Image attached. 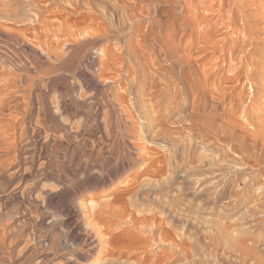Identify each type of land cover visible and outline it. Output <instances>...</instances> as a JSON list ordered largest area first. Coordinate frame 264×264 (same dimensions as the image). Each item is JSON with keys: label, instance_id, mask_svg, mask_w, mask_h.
Here are the masks:
<instances>
[{"label": "rangeland", "instance_id": "obj_1", "mask_svg": "<svg viewBox=\"0 0 264 264\" xmlns=\"http://www.w3.org/2000/svg\"><path fill=\"white\" fill-rule=\"evenodd\" d=\"M29 1L0 0V264H264V85L227 58L264 82V0L203 35L174 2L153 31V0Z\"/></svg>", "mask_w": 264, "mask_h": 264}, {"label": "bare ground", "instance_id": "obj_2", "mask_svg": "<svg viewBox=\"0 0 264 264\" xmlns=\"http://www.w3.org/2000/svg\"><path fill=\"white\" fill-rule=\"evenodd\" d=\"M32 2L34 0H31ZM29 1V2H31ZM154 3L156 4H159L160 2L163 3L162 5H158L156 6L155 11H154V19L152 21H150V28L151 30L155 31L156 28L160 25L163 24V15L161 14V11L164 9V6H167V4L169 3H173L174 2V7L176 9H178L179 11L182 10V11H178L180 14L182 13L183 15H180V16H177L176 17V20H179V19H182L183 18V25L181 26L182 29L184 28H191L193 30H195L196 32H200L201 34L202 33H208L209 32V29L208 26L207 28H205V24L204 22L206 20H208V22L210 23L211 21L214 20V23L217 24L218 23V16H212V17H209V16H206V14H201L202 12H200L201 10L204 11L205 13H211L215 10H217V15L221 16V11L225 12L228 16V18L230 19V21H228L229 23H220L221 20L219 21V23L221 24V26H227L230 24V22L233 20V14H234V11H235V8L238 9L244 16L245 18H250L251 17V13H250V7H251V3L250 0H212V3L209 2L210 0H153ZM32 2L30 3V5L32 4ZM115 2V1H114ZM218 3L217 5V9L214 10V6L215 4ZM48 4V3H47ZM28 5V4H27ZM155 5V4H154ZM20 6V5H19ZM24 6V5H23ZM22 6V7H23ZM21 7V6H20ZM19 7V8H20ZM15 9L14 12L12 13L13 16H15L14 18H16V20L20 21L19 20V17L17 19V16L16 15H22V13L20 14V12L23 10V8L25 9V7L22 8V10L20 11V9ZM31 8V7H30ZM32 9V8H31ZM34 10V8L32 9ZM31 11V10H30ZM152 12V11H151ZM223 12V13H224ZM153 13V12H152ZM215 14V13H214ZM9 15V14H8ZM242 15V16H243ZM3 16V15H2ZM11 16V15H10ZM4 17V16H3ZM237 17V16H236ZM5 18V17H4ZM21 18V17H20ZM12 19V18H11ZM235 22V20H233ZM37 23V22H36ZM48 25H49V22H47ZM233 23V22H232ZM236 23V22H235ZM234 23V24H235ZM207 24V23H206ZM234 24L232 26H234ZM238 25V24H237ZM230 26V25H229ZM231 26V27H232ZM239 28L238 30L240 31H243V27L242 25H238ZM215 27V26H214ZM201 28V29H200ZM213 28V27H211ZM210 28V29H211ZM222 28V27H221ZM225 28V27H223ZM233 28V27H232ZM236 28V29H237ZM215 29V28H214ZM237 30V31H238ZM224 31V30H223ZM239 31V32H240ZM235 32V31H234ZM200 34V35H201ZM4 35V34H3ZM203 35V34H202ZM205 35V34H204ZM224 38V36H223ZM217 39V38H216ZM213 40V39H212ZM211 39H207L206 43H213ZM234 40H237V39H234ZM238 41V40H237ZM236 42V41H235ZM234 42V43H235ZM245 42V41H244ZM242 42V43H244ZM231 43H233V40L231 41ZM234 43L233 45L229 46V49H228V53H227V58H228V61H229V66H230V71H233V73L235 74V77L240 78V74H241V69L243 67H245L246 69V77L253 80L254 82L258 83V84H261V85H264V82H262L261 78L260 77H255V75L253 76L252 75V72L249 71L248 67L251 66L253 64V61L252 59H245L244 56L247 52V50L249 49V44L245 46V44H241L239 47L236 48V46L234 47ZM213 45V44H212ZM50 47V46H49ZM51 48V47H50ZM49 53L53 52V51H50L51 49H49ZM53 50V49H52ZM47 51V50H46ZM48 53V54H49ZM54 53V52H53ZM233 53H236L235 57L232 58V54ZM47 54V55H48ZM57 54V53H56ZM51 55V54H50ZM49 55V56H50ZM58 56V55H57ZM55 57V56H54ZM51 58V57H50ZM218 58H220V55L218 56ZM225 58V56L222 58V60L224 59H227ZM232 58V59H231ZM221 59V58H220ZM219 60V59H218ZM227 61V63H228ZM231 62L234 63V66H232L233 64H231ZM251 70V69H250ZM229 71V72H230ZM48 72V71H47ZM256 97V96H255ZM254 97V98H255ZM256 99V98H255ZM255 128L258 130V132L262 135H264V122L263 123H259V124H254ZM190 131V130H189ZM171 136V135H170ZM264 137V136H263Z\"/></svg>", "mask_w": 264, "mask_h": 264}]
</instances>
